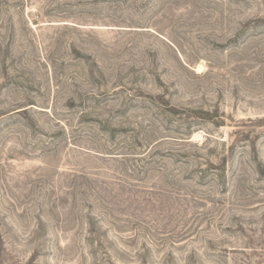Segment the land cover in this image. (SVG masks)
<instances>
[{"label":"rangeland","instance_id":"rangeland-1","mask_svg":"<svg viewBox=\"0 0 264 264\" xmlns=\"http://www.w3.org/2000/svg\"><path fill=\"white\" fill-rule=\"evenodd\" d=\"M0 264H264V0H0Z\"/></svg>","mask_w":264,"mask_h":264}]
</instances>
